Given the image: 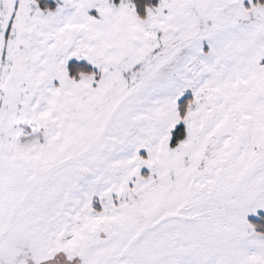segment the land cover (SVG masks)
I'll list each match as a JSON object with an SVG mask.
<instances>
[{
  "label": "snow or ice",
  "instance_id": "snow-or-ice-1",
  "mask_svg": "<svg viewBox=\"0 0 264 264\" xmlns=\"http://www.w3.org/2000/svg\"><path fill=\"white\" fill-rule=\"evenodd\" d=\"M0 264H264V0H0Z\"/></svg>",
  "mask_w": 264,
  "mask_h": 264
}]
</instances>
